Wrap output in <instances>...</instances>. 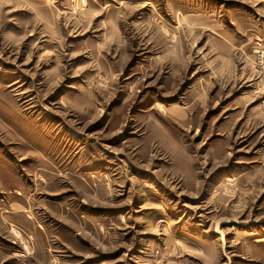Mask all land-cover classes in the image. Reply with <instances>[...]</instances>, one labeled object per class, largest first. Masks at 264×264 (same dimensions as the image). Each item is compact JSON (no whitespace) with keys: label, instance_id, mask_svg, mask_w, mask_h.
I'll return each instance as SVG.
<instances>
[{"label":"rangeland","instance_id":"1","mask_svg":"<svg viewBox=\"0 0 264 264\" xmlns=\"http://www.w3.org/2000/svg\"><path fill=\"white\" fill-rule=\"evenodd\" d=\"M0 264H264V0H0Z\"/></svg>","mask_w":264,"mask_h":264},{"label":"bare ground","instance_id":"2","mask_svg":"<svg viewBox=\"0 0 264 264\" xmlns=\"http://www.w3.org/2000/svg\"><path fill=\"white\" fill-rule=\"evenodd\" d=\"M258 242V241H257Z\"/></svg>","mask_w":264,"mask_h":264}]
</instances>
